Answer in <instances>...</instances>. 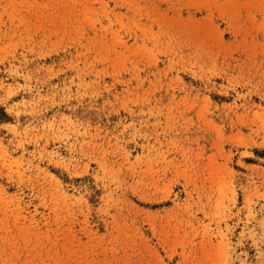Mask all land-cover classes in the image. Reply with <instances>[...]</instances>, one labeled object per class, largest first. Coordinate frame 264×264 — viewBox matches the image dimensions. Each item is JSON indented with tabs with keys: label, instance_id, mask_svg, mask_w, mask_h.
Segmentation results:
<instances>
[{
	"label": "rangeland",
	"instance_id": "374dc122",
	"mask_svg": "<svg viewBox=\"0 0 264 264\" xmlns=\"http://www.w3.org/2000/svg\"><path fill=\"white\" fill-rule=\"evenodd\" d=\"M0 264H264V0H0Z\"/></svg>",
	"mask_w": 264,
	"mask_h": 264
}]
</instances>
